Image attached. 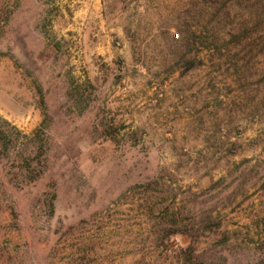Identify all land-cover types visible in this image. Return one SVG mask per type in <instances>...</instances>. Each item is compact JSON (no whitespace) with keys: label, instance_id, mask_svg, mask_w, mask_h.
Returning <instances> with one entry per match:
<instances>
[{"label":"rangeland","instance_id":"374dc122","mask_svg":"<svg viewBox=\"0 0 264 264\" xmlns=\"http://www.w3.org/2000/svg\"><path fill=\"white\" fill-rule=\"evenodd\" d=\"M0 128V264H264V0H0Z\"/></svg>","mask_w":264,"mask_h":264},{"label":"trees","instance_id":"16d2710c","mask_svg":"<svg viewBox=\"0 0 264 264\" xmlns=\"http://www.w3.org/2000/svg\"><path fill=\"white\" fill-rule=\"evenodd\" d=\"M6 123V121H4ZM9 136H12L11 132H8L6 129L4 128H0V144L2 145L3 148L7 147V138ZM27 160H25L26 162ZM25 167V171H26V177L27 179H29L30 181H33L36 179V177L39 176L40 172H36L33 168L30 167V165L26 162V166ZM260 181V179H259ZM255 217L258 219H262L264 221V211H261L258 214H255ZM216 219H218V222L216 224H214L216 229H219L222 226V218L220 215V212H217V216ZM203 221L199 222V224L197 225H193L189 227H184L183 233L188 234L191 238H192V243L195 244L197 241V238L206 234L209 231H213V226H210V224H202ZM260 223L258 220L256 221H252L251 224H249L246 227V231L247 234L252 235V239L251 240H247L245 241V244L247 246H251L253 247V249L255 250H259L260 253H264V233L260 231ZM257 237V239L255 238ZM255 239V240H254ZM225 241V240H224ZM227 241H229V238L227 239ZM191 245L189 247V249H191L192 251H195V245Z\"/></svg>","mask_w":264,"mask_h":264}]
</instances>
